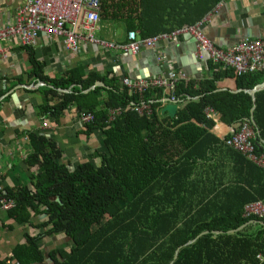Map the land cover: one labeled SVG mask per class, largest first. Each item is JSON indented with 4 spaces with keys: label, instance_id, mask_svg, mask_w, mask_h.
Instances as JSON below:
<instances>
[{
    "label": "trees",
    "instance_id": "16d2710c",
    "mask_svg": "<svg viewBox=\"0 0 264 264\" xmlns=\"http://www.w3.org/2000/svg\"><path fill=\"white\" fill-rule=\"evenodd\" d=\"M142 1L151 0H101L102 22L124 23L127 33H146L139 8ZM220 1L213 0V4ZM196 18L197 15L186 20V25H193ZM169 31L172 32H164ZM33 67L37 70V66ZM210 69L212 76L208 80L175 84L173 94L178 102L173 119L160 114V100L168 98L160 90L146 92L140 98L129 90H120L117 83L110 90L91 89L96 82L105 81L80 68L52 81L33 74L40 83L53 88L40 89L43 102L39 113L54 123L70 106L75 108L77 118L92 114V123L83 125L77 135L84 139L96 137L99 147L72 164L69 158L62 159V149L54 141L34 134L27 137L31 146L25 159L30 171L27 183L0 190V202H13V207L4 211L8 218L31 231L23 236L24 244L12 250L9 261L170 264L174 251L181 247L173 264H258L255 257L264 248V219H244L243 207L252 201L264 205V170L237 152L260 175L261 183L258 180L255 187L248 185V191L243 187L226 189L223 196L220 193L217 197L219 205L215 204L216 198L207 203L199 200L185 204L182 187L175 186L183 168L188 166L184 173L187 175L190 162L202 160L210 143L217 142L208 134L213 123L205 118L206 108L216 112L228 128L239 129L242 123H249L253 106L251 116L258 134L254 152L264 155V90L254 93L253 103L246 93H232L261 84L264 72L237 76L230 70ZM56 88L70 90L57 93ZM85 90L89 91L83 93ZM53 99L55 102L50 104ZM140 99L152 101L150 115L125 111L107 123L109 108L137 104ZM201 143H206L203 154H195ZM37 216L44 219L33 225ZM244 225L242 231L226 234ZM34 231L39 232L33 234ZM204 232L209 234L182 247ZM211 232L223 234L213 236ZM56 238L67 244L66 250L44 249V240ZM9 261L5 258L0 264Z\"/></svg>",
    "mask_w": 264,
    "mask_h": 264
},
{
    "label": "crops",
    "instance_id": "0c3cea01",
    "mask_svg": "<svg viewBox=\"0 0 264 264\" xmlns=\"http://www.w3.org/2000/svg\"><path fill=\"white\" fill-rule=\"evenodd\" d=\"M25 1L0 0L1 22L12 24L16 9ZM141 4L139 8L143 18L142 26L144 25L147 32L132 31L139 40L168 33L164 32L168 29L173 31L184 28L187 26L186 20L191 21L197 15L193 23L208 20L203 26V31L218 49H229L242 39L264 41V0H222L217 4H213V0H186L185 4L178 0H151L142 1ZM168 24L172 26H167ZM102 27L103 31L99 35L101 39L115 45L127 43L128 33L124 23L117 25L102 22ZM59 44L58 41L46 40L39 36L34 46L22 48L12 45L7 50L6 60L0 61L1 190L27 183L30 171L26 168L25 159L31 153L27 138L30 134L54 141L55 145L62 149V159L69 158L72 164L77 159L86 158L99 147L96 137L84 139L77 135L80 127L73 106L63 111L57 123L39 113V106L43 102L40 89L52 87L40 83L33 74H40L42 78L52 81L62 77L69 70L80 68L86 74L95 73L101 76L105 84L96 83H102L101 88L105 90H110L115 83L120 90L123 89L122 78L155 79L166 76L169 71L180 75L183 81L179 82L183 83L196 84L212 76L210 62L206 58L204 61L195 58L194 42L184 35L178 37L173 44L161 42L154 50L142 48L137 55L92 47L72 55L63 52ZM33 65L37 66V70L33 69ZM54 90L60 93L57 88ZM54 102L53 99L50 104ZM214 113L215 118L208 120L213 123L208 134L214 136L217 142L210 143L212 146L205 152L202 160L190 162L191 171L187 175L184 173L188 171V166L184 167L180 181L174 182L176 187L177 184L182 187L181 196L184 197L185 204H194L199 200L207 203L216 198L215 204L219 205L217 197L220 193L223 196L226 189L243 187L248 191V185L255 187L257 181L261 183L262 180L260 175L242 161L241 154L240 157L223 142L225 137L238 130L237 127L228 128L220 122L219 115ZM205 145L206 143H201L195 154L202 155ZM37 220L41 222L43 219L40 220V216H37L33 225H36ZM247 225L252 226L254 223ZM30 232L25 227L16 226L6 212L0 211V261L5 258L9 261L12 250L24 244L23 236ZM38 232L34 231L33 234ZM56 241L59 239L56 238ZM53 243L52 239L47 240L48 249ZM8 264L16 263L9 261ZM42 264L48 263L45 260Z\"/></svg>",
    "mask_w": 264,
    "mask_h": 264
},
{
    "label": "built area",
    "instance_id": "2783aa9c",
    "mask_svg": "<svg viewBox=\"0 0 264 264\" xmlns=\"http://www.w3.org/2000/svg\"><path fill=\"white\" fill-rule=\"evenodd\" d=\"M208 22L202 20L194 25L174 30L156 37L139 40L135 33L127 34V43L115 45L101 39L103 31L101 18V0H26L15 11L12 24H3L0 20V61L7 58V50L12 45L26 48L34 46L38 37L55 40L67 54L77 55L87 47L137 55L142 48L154 50L161 42L175 43L180 36H188L194 42V56L198 61L206 58L215 70H230L237 76L264 72V41L242 39L231 48H216L206 37L203 26ZM183 78L169 71L166 76L155 79L122 78L121 86L140 98L149 91L160 90L174 99L175 84ZM164 95V94H163ZM162 98L160 103L163 107ZM152 101L139 100L137 104L129 103L126 107L108 109L107 123L114 122L125 111L138 115H150ZM205 118L213 120L215 113L206 108ZM93 115L83 114L78 118L79 127L92 123ZM256 132L249 123L244 122L236 133L223 139L224 144L241 154L244 159L264 170V155L254 152ZM1 190V189H0ZM13 207L12 201L2 199L0 211ZM243 218L264 219V205L260 201L244 204ZM255 260L264 262V248Z\"/></svg>",
    "mask_w": 264,
    "mask_h": 264
},
{
    "label": "water",
    "instance_id": "95a60500",
    "mask_svg": "<svg viewBox=\"0 0 264 264\" xmlns=\"http://www.w3.org/2000/svg\"><path fill=\"white\" fill-rule=\"evenodd\" d=\"M101 87H103V84L102 83H95L94 86L91 89H96V88H101ZM263 90H264V81L261 84L253 87L251 90H245V91L239 90V91L232 92V93H241V92L246 93L250 97L251 102L253 103L254 102V93H258V92H261ZM57 91L60 92V93L67 92L66 90H60V89H57ZM224 91L225 90H219L218 92H224ZM162 103H164V106H163V108L161 110L162 114L163 113H166V115L168 116V118L173 119L174 118L175 111H176V104H177V102L176 101H172L169 98H164L162 100ZM252 109H253V106L251 107V109L249 111V114H250V116H249V123H250L251 127L255 130V126H254V123L252 121V116H251ZM256 135L258 137V134H256ZM43 218H44V216H43ZM244 227H245V225L242 226V227H240V228H238L235 231H230V232H228L226 234L227 235H233L235 233H238V232L242 231L244 229ZM208 234H209L208 232H204L202 234H199L193 240H191V241L187 242L186 244H184L182 247L189 246V245L193 244L195 242V240H197L198 238H201V237L206 236ZM211 234L213 236H218V235H221L223 233H220V232H211ZM180 248L181 247L177 248L174 251L173 261L176 259L177 253L180 250ZM173 261L170 264H173Z\"/></svg>",
    "mask_w": 264,
    "mask_h": 264
},
{
    "label": "rangeland",
    "instance_id": "374dc122",
    "mask_svg": "<svg viewBox=\"0 0 264 264\" xmlns=\"http://www.w3.org/2000/svg\"><path fill=\"white\" fill-rule=\"evenodd\" d=\"M187 27V26H186ZM212 43V42H211ZM160 114H162V112L160 111ZM163 115V114H162ZM82 127V126H81ZM80 127V128H81ZM90 152V151H89ZM44 219L43 216H40V220ZM40 221L37 220V223H39ZM53 244L50 246V248L52 249H63L65 248L64 250H66V246L67 244L64 243L62 240H59V241H56V239L54 240L53 239ZM47 243V239L43 241V245H44V248L48 247L49 245L46 244ZM42 252H45V250H42ZM48 263V262H47ZM17 264V263H16ZM49 264V263H48Z\"/></svg>",
    "mask_w": 264,
    "mask_h": 264
}]
</instances>
